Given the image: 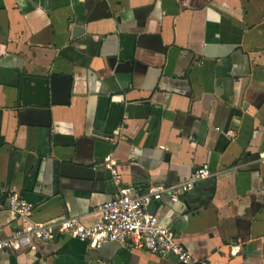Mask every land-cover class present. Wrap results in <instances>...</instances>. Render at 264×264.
<instances>
[{"label":"crops","instance_id":"obj_1","mask_svg":"<svg viewBox=\"0 0 264 264\" xmlns=\"http://www.w3.org/2000/svg\"><path fill=\"white\" fill-rule=\"evenodd\" d=\"M116 160L117 182L104 159ZM213 176L147 208L192 264H264V0H0V225L95 220L117 187ZM233 250V252H231ZM0 264H180L60 236Z\"/></svg>","mask_w":264,"mask_h":264},{"label":"built area","instance_id":"obj_2","mask_svg":"<svg viewBox=\"0 0 264 264\" xmlns=\"http://www.w3.org/2000/svg\"><path fill=\"white\" fill-rule=\"evenodd\" d=\"M104 166L109 170L112 182L116 183V160L111 154L105 157ZM212 176L207 167L199 166L174 184L144 190H138L131 184L119 186L112 198L95 207V220L90 225L83 224L77 217H63L43 223L34 221L30 218L33 205L18 192L10 191L5 195L4 202L18 223L7 234L0 225V251L34 252L39 244L67 236L85 243L89 248L97 249L104 242L115 241L152 255H171L180 264H192L193 257L179 237L168 226L159 225L156 215L149 213L147 208L162 195L175 202L195 184Z\"/></svg>","mask_w":264,"mask_h":264}]
</instances>
